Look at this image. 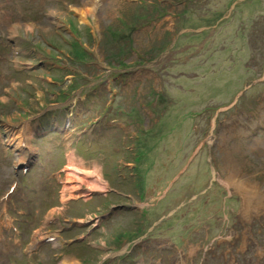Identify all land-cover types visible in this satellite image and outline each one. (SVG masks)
Returning a JSON list of instances; mask_svg holds the SVG:
<instances>
[{
    "label": "rangeland",
    "instance_id": "374dc122",
    "mask_svg": "<svg viewBox=\"0 0 264 264\" xmlns=\"http://www.w3.org/2000/svg\"><path fill=\"white\" fill-rule=\"evenodd\" d=\"M260 30L264 0H0V264H264Z\"/></svg>",
    "mask_w": 264,
    "mask_h": 264
},
{
    "label": "bare ground",
    "instance_id": "6f19581e",
    "mask_svg": "<svg viewBox=\"0 0 264 264\" xmlns=\"http://www.w3.org/2000/svg\"><path fill=\"white\" fill-rule=\"evenodd\" d=\"M116 2V1H115ZM88 7V6H87ZM81 14H89L91 13V10L88 8H84V9H81L80 10ZM260 143V141L258 142ZM235 175H236V172L234 171V169H230V173H229V177H227V179L232 183V184H235V186L238 188V189H241V190H246L248 193L247 195L244 194V200H243V203H244V206H243V213H248L249 210H250V207H253V204L254 203H257L258 200H256L257 198H255V195L254 193L247 189V180L243 179V178H237L235 179ZM239 176H241V174L239 173ZM255 199V202H251Z\"/></svg>",
    "mask_w": 264,
    "mask_h": 264
},
{
    "label": "trees",
    "instance_id": "16d2710c",
    "mask_svg": "<svg viewBox=\"0 0 264 264\" xmlns=\"http://www.w3.org/2000/svg\"><path fill=\"white\" fill-rule=\"evenodd\" d=\"M263 33L264 32H261V30H260V32H259V38L261 39V41L264 40V34ZM253 39H254V37H253Z\"/></svg>",
    "mask_w": 264,
    "mask_h": 264
}]
</instances>
